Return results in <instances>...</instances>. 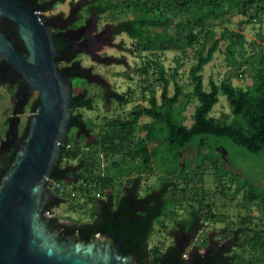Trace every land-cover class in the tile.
Returning a JSON list of instances; mask_svg holds the SVG:
<instances>
[{"label": "trees", "instance_id": "16d2710c", "mask_svg": "<svg viewBox=\"0 0 264 264\" xmlns=\"http://www.w3.org/2000/svg\"><path fill=\"white\" fill-rule=\"evenodd\" d=\"M47 1L38 0L33 5L45 11L53 9L58 1L64 0H57L54 4ZM82 1L84 2L82 8L86 9L88 15L92 13L101 19L108 12V17L115 21L110 23L112 30L115 33L125 32L135 39V48H133L135 51H148L155 56L144 60L143 65L138 68L140 74H152L155 77L153 81L143 86L144 90L150 92L149 104L138 105L136 113H131V117L127 119L109 118L108 128L96 142L100 146L98 151L107 152L112 156L124 155L121 159L112 160L116 168L125 161L127 155L131 166L142 169L140 172H152L153 159L159 155L162 147H158L157 144V150L152 151L149 143L158 140V143L164 144L170 155L176 159L168 169V173L182 176L185 185L180 186L179 181L169 178L170 181L164 182L160 188L141 196L139 176L131 177L124 194L117 200H114L112 193L106 199H100L93 220L74 224L75 233L85 241L95 239L101 229H105L110 234H119L126 241L123 247L125 252L136 251L140 259L144 260L152 255L153 261L159 264H264V226L259 222L252 225L254 223L252 214H247L238 223H229V226L224 228V231L229 230L230 235L234 237L238 250L230 253V246H221L211 237L205 239L204 245L207 246L205 253L200 252L198 246L186 248L187 245L189 246L190 238L198 233L203 216L215 220L227 218L224 214H217L205 197L198 198L199 205L192 206L190 217L181 220L179 228L173 230L175 240L166 250L162 251L156 246L150 247L149 243L153 231L152 223L167 214L165 210H168L170 204L182 202L183 199L178 196L187 195L192 189L190 183L196 176L202 178L207 168L212 166L218 185L223 186L221 177L227 173L225 164L220 161L219 155L216 156V153L212 152L214 146L218 144L219 137L231 138L251 152L264 150V36H260L262 41L251 40L255 51L249 57L257 61V65L254 66V80L248 87L235 86L229 78L221 83L212 79L211 89L208 90L205 88L203 74L205 65L213 59L222 44L225 43L229 59L233 64L238 63L236 53L245 52V34L237 28L226 25L225 15L234 12L239 16V23L260 20L264 15V0ZM218 26H221V29H218ZM54 39L57 48L62 51L56 55L61 68L62 61L72 59L73 54L69 53L66 47L67 40L57 29H54ZM188 47L194 48L195 56V62L190 67L193 90L191 93L184 92L183 86L177 80L178 70L182 65L177 58V65L171 75V79L175 81V92L171 95L170 77L166 75L165 67L158 58L159 52L167 49L185 50ZM134 50L129 49V51ZM125 57L121 58L120 62L128 65ZM246 62H249L247 58ZM4 65L5 62L0 58V70ZM74 77L79 76L74 75L69 78L71 82ZM155 81H159L162 85L160 100L155 92ZM2 82L6 81L0 76V83ZM13 88L9 85L11 92ZM72 89L73 105L82 106L94 102L93 96L77 94L73 83ZM220 93L228 97L236 115L234 121L229 122L227 118L217 119L211 115L214 105L219 101ZM114 95L120 102L129 101V97L124 92L115 91ZM191 97L199 102L193 113L194 120L188 126L183 122L180 111ZM37 99L38 97L35 99L36 102ZM141 115L150 116L153 120L143 124L145 135L137 138L135 137L137 120ZM85 123L83 112L74 109L70 127ZM209 137H213V140H209ZM82 139V135L72 133L70 130L62 148L61 159L51 171L52 185L55 187L59 202L65 200L60 191L61 186L67 185V178L72 177L77 168V165L70 162L72 159L79 160V165H82L80 175L75 177L73 186L75 190L89 193L88 183H92L95 187L102 185L105 189H109L113 184L114 175L96 173L97 168L101 167L96 159L97 150L86 155L82 152ZM68 144L71 146L67 147ZM208 145L211 150L209 153H204L203 150ZM16 149L14 141L10 139L3 141L0 136V176L11 162ZM189 149H192L193 159H188L187 154L184 155L183 167L180 162V152H188ZM220 158L224 159L221 154ZM232 179L237 181L233 197L249 184V188L245 189V207L251 210V204L258 201L260 208L264 209V187L258 184V181L251 182L247 178H242L237 172H232ZM98 194L100 195L99 192ZM194 195L198 197L197 192ZM50 206L53 212L54 205L50 204Z\"/></svg>", "mask_w": 264, "mask_h": 264}, {"label": "rangeland", "instance_id": "374dc122", "mask_svg": "<svg viewBox=\"0 0 264 264\" xmlns=\"http://www.w3.org/2000/svg\"><path fill=\"white\" fill-rule=\"evenodd\" d=\"M56 1L57 0H55L53 4ZM70 1L71 0L58 1L54 5L53 9L45 10L44 13L58 14L62 11L63 16L66 17L71 12L72 5ZM72 1L78 2V0ZM83 4L84 3H81L79 8L76 10L78 15L80 13L82 15L76 16L73 22L70 23L78 25L79 22H82L81 25L87 24L86 19L90 15H88L85 8H82ZM225 19L226 25L231 28H237L245 34V52L243 54L237 52L236 60L238 63L233 64L229 59L225 43L220 46L213 59L205 65L203 70L204 84L205 88L208 90L211 89L212 79L217 83H221L229 78L233 85L242 86L244 88L248 87L254 80V66L257 65V61L252 60L253 58L249 57L251 54H254L255 51L252 47L251 40L258 39L262 41L260 36H264V15L261 16L260 20L258 19L252 22L244 21L239 23V16L232 12L226 14ZM112 22L115 21L108 17V12H106L103 18H96V29L92 31V34L100 32ZM217 28L221 29V26H218ZM112 35L113 37L111 41L115 44L102 43V47L95 49V51L98 52L100 56L113 55L116 58L126 56L125 60L128 65L117 60H112L111 62L100 61L93 58L92 53L90 51H86L85 49L77 50L75 54V60H79L81 66L90 67L93 65L91 68L92 73L100 74L108 80L111 88L118 92H124L129 97L128 102H120L116 98H112L110 106L107 108L103 97V90L100 89V86H97V83L81 77H74L72 79L76 93L81 92L79 91L81 87H85L87 89L86 92L94 97L92 108L83 107L79 108V110L83 112L87 125L91 127L92 133L97 137H99L100 132H105V129L108 126L107 119L118 117L122 119L129 118L131 113L136 111L138 105H148L150 92L148 90H144L143 86L147 82L155 79L152 74L142 75L138 71V68L143 65L144 60L146 61L148 58H155L154 54L148 51H135L133 49L135 48V39L125 32L115 33L112 31ZM129 49L134 51H129ZM158 58L165 67L166 75L170 77V94L172 95L175 92V81L171 79V75L177 65V58H179L182 63L178 70L177 80L183 86L184 92L191 93L193 90V83L190 75V67L195 62L194 48L188 47L185 50H163L159 52ZM246 58L249 62H246ZM63 64L64 62L62 65ZM94 80L96 81V79ZM155 92L157 98L160 100L162 85L159 81H155ZM37 96V92L33 91L27 100L25 113L20 116V121L16 128L18 137L21 136L27 126L28 114L33 112V110H31V106ZM198 102L199 101L196 98L191 97V100L180 111V116L183 118V122L188 126H190L194 120L193 113ZM13 108V93L10 91L9 85L6 82H2L0 83V136L2 139L6 137V132L9 129V115L15 113L12 112ZM211 115L217 119L227 118L229 122L236 119V115L233 113L229 99L224 93L219 94V101L214 105ZM152 120L153 119L150 116L141 115L137 120L135 137L138 138L140 135H145V130L142 129V126L144 123ZM101 127L103 128L101 129ZM71 132L74 133L73 131ZM209 140H213V137H209ZM158 142L159 141L156 140L149 143V147L152 151L157 150L158 147H162L159 151V155L155 156L153 159L154 170L152 172H140L142 169L131 166V161L128 160L129 157L127 155L125 156V161L120 163L119 168L114 167L112 160L121 159L124 155L114 154L112 156L107 154V152H102L103 155L101 157V150L98 151L100 146L95 142V140H91V143L87 145L82 139V152L86 155H90L93 151L97 150L96 159L99 162V165L101 164V167L97 168L96 173L114 175L113 184L109 189H105L102 185L95 187L92 183H88L90 192L83 193L74 189L73 182H75V179H71L70 181L67 179V185L61 186L60 189L61 194L66 196L67 199L59 202L58 204H52L54 205L53 213L58 214L60 220L69 222L75 221L80 223L91 221L94 218L99 202L96 198L101 197L106 199L110 192L112 193L114 200H117L124 194L125 185H129V178L135 176H141L138 181L140 184L139 193L141 196L147 194L153 189L160 188L164 182L170 181H168L169 178L176 179L181 183L180 186H184L185 184H183L182 176H176L168 173V169H170L173 162H176V159L170 155L164 144ZM217 143V147H224L228 151L227 157L224 158L226 159V162L220 158L219 153H216V156L219 155L220 161L224 162L227 171V173L221 177L223 186L220 187L218 185L212 166L207 168L202 178L196 176L190 183L192 189L187 192V195L182 196L180 194L178 196L183 199L182 202L170 204L168 210H165L167 214L160 216L158 220L152 223L153 231L149 241L150 247L156 246L162 251L166 250L167 247L175 240V235L170 231L173 228H179L178 223L181 220H186L190 217L192 206L197 207L199 205L198 198L202 197H205V199L212 204V208L217 214H224L227 218H225V220H215L203 216L200 220L202 225L199 226L198 233L190 239L189 246L187 245L186 248H193L194 245H198L200 248L199 250L204 251L206 247L204 242H206L205 239L209 237V232L211 230L215 231L213 233L214 239H218L220 242H224L227 238L233 237L230 235L229 230L224 231V228L229 226V223H238L240 219L247 214L254 215V223H252V225L259 222L261 226H264V209L260 208L259 202H253L250 206L251 210H248L244 205L245 189L249 188V184H246L244 188L241 189L234 197L232 196L237 187V181L232 179V172H237L242 178H247L251 182L258 181V184L264 187V150L261 152H251L228 137H219ZM157 144L158 147H156ZM214 149L212 151L213 154L215 152ZM210 150L211 148L208 145L204 148L203 152L209 153ZM186 154L189 156L188 159H193L190 153L187 152ZM70 162L77 165L79 160L72 159ZM180 162L183 161L180 159ZM81 171L82 165H79L76 169V173ZM72 176H74V174H72ZM52 182L53 181H51V183ZM73 192L75 195H73ZM98 192L100 195H98ZM196 192L198 193L197 198L194 195ZM230 247V253L238 250L236 241L235 243H231ZM245 254L247 255V253Z\"/></svg>", "mask_w": 264, "mask_h": 264}, {"label": "water", "instance_id": "95a60500", "mask_svg": "<svg viewBox=\"0 0 264 264\" xmlns=\"http://www.w3.org/2000/svg\"><path fill=\"white\" fill-rule=\"evenodd\" d=\"M54 1L47 2L53 4ZM70 2L72 6L68 16L73 15V22L76 16H80L75 12L84 2ZM51 15L21 0H0V58L23 83L26 92L24 104L33 91L38 94L37 102L34 100L31 106L33 112L28 114L25 133L23 131L24 134L19 136L15 154L0 176V264H145L147 261L151 264L152 257L140 262L138 252H125L123 245L104 241L99 235L91 241H85L74 233L61 239L55 221L59 215L47 214L50 204L59 203L51 183V171L61 159L74 111L72 82L56 59L62 51L56 46L54 27L47 17ZM55 15L61 20L63 12ZM96 18L91 14L86 19L87 24L76 30L80 34L88 32L89 36V44L78 50L90 51L93 58L100 61H121L113 55L100 56L95 51L102 47V43L115 44L111 41L113 30L110 24L92 34L96 29ZM92 66L81 67L89 71L92 79L98 80L100 74L92 73ZM12 112L17 111L13 108ZM16 128L9 127L8 131ZM214 151L221 153L223 158L228 155L224 147L216 146ZM73 174L67 178L69 181L80 173L75 170ZM100 199L103 198H96ZM56 220L58 224L77 225L75 221L60 220L59 217ZM178 224L180 226L181 223ZM214 232H209L211 239H214ZM214 240L221 246L235 243L234 237L224 242ZM206 251L207 246L200 252Z\"/></svg>", "mask_w": 264, "mask_h": 264}, {"label": "flooded vegetation", "instance_id": "af4514ba", "mask_svg": "<svg viewBox=\"0 0 264 264\" xmlns=\"http://www.w3.org/2000/svg\"><path fill=\"white\" fill-rule=\"evenodd\" d=\"M21 1H24V2L30 3V4H34V2H38V0H21ZM75 14L78 15L77 12H75ZM91 14H89V15H91ZM79 15H82V14L80 13ZM47 17L50 18V23L53 25L54 29H57L61 33V35L64 36L65 40H67V46L66 47L69 50V53L73 54L72 59L62 61V63L64 62V64L62 65V63H61V70H63L68 75L69 78H72L74 75H76V76H79L81 78L87 79L89 81L92 80L93 82L97 83V86H100V89L103 90L104 101L106 103V107L108 108L110 106L111 99L115 98L114 94H115L116 90L111 88L109 83H108V80L101 75H100L99 79L96 81L94 79H92V77H90V75L88 73L89 71L87 72L85 68H82L79 61L78 62L75 61V54H76V51L78 50V48L82 47L83 45L85 46V45L89 44L88 32H85L83 35H81L79 33V31L76 32V30H79V27L81 26L82 22H79L80 25L70 23L73 19V15L66 16V17L63 16L61 20L57 19V15H55V14H52L51 16H47ZM94 17H96V16H94ZM74 32L76 34L72 35V33H74ZM0 76L3 78V80H5L8 83V85L14 87L13 92H12L13 93V107H14V110H16L17 112L13 113L8 119L10 129L11 128L14 129L15 126L17 127L19 124L20 116L23 113H25V105L27 104V102L24 104L26 92L24 91L23 83H20V81L18 79V75L15 72L7 69L6 64L0 70ZM79 91H81V92H77V94H80L82 96H87V95L92 96L91 94L86 92L87 90L85 87L81 88ZM92 105H93V102H90L87 105H82V106L74 105V109H79V108H83V107L92 108ZM133 113H136V111H134ZM105 119H106V117H105ZM107 120L109 122V119H107ZM102 128L103 127H101V129ZM107 128H108V126H107ZM70 130L73 131L77 135H82L83 140L85 141V144H87V145H89V143H91V138L96 137L95 142H97L101 138V134H103L100 132L99 137L94 136V134L91 131V127L89 125H87V122L85 124L76 125L73 128L70 127ZM24 133H25V130H24ZM24 133H22V135ZM20 137L18 138V132L16 130L15 131L9 130L8 133L6 134V137L3 139V141L10 139V140L14 141L16 144V142L20 139ZM215 146H214V148H215ZM86 147H88V146H86ZM191 151H192V149H189L188 153L190 152V154H192ZM186 153H187L186 151L180 152V157H181V160L183 162H184V155H186ZM219 154H221V153H219ZM102 155H103V153L101 154V157H102ZM225 160L226 159H223L224 162H226ZM132 201L134 202V199H132ZM53 215H55V214L53 213ZM56 219H58V217H55V221L58 225V234H59L61 239L65 238L66 235H68L70 233L76 234L73 225H66V224H62L60 222L58 224ZM98 235L100 236V238L104 239V241H111L112 243L118 244V245L121 244V245H123V247H124V244L126 243V241L123 240L122 236H119V234L107 233L105 229H101L99 231ZM76 236H80V235L76 234ZM141 260L143 261L144 259H140V262H141ZM155 263L159 264V262H155V261H152L151 264H155ZM145 264H150V261H147V263H145Z\"/></svg>", "mask_w": 264, "mask_h": 264}, {"label": "built area", "instance_id": "2783aa9c", "mask_svg": "<svg viewBox=\"0 0 264 264\" xmlns=\"http://www.w3.org/2000/svg\"><path fill=\"white\" fill-rule=\"evenodd\" d=\"M70 146H71L70 144L67 145V147H70ZM98 195H99V194H98ZM47 214H48V215H53L52 210H51V209L47 210Z\"/></svg>", "mask_w": 264, "mask_h": 264}, {"label": "crops", "instance_id": "0c3cea01", "mask_svg": "<svg viewBox=\"0 0 264 264\" xmlns=\"http://www.w3.org/2000/svg\"><path fill=\"white\" fill-rule=\"evenodd\" d=\"M75 181V180H74ZM75 184V182H73ZM70 184V183H69ZM71 185V184H70ZM55 214V213H54Z\"/></svg>", "mask_w": 264, "mask_h": 264}]
</instances>
